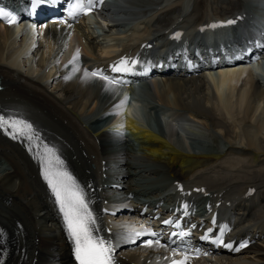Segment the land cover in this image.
<instances>
[{
    "label": "bare ground",
    "instance_id": "1",
    "mask_svg": "<svg viewBox=\"0 0 264 264\" xmlns=\"http://www.w3.org/2000/svg\"><path fill=\"white\" fill-rule=\"evenodd\" d=\"M108 10L115 30L124 19L142 20L145 30L132 29V36L118 38L117 47H112L98 45L100 37L96 40L88 27L47 23L35 29L0 26V110L31 120L81 181L92 188L90 199L98 227L111 232L105 238L113 250V264H166L155 246L140 245L139 240L129 245L138 228L123 219L125 213L114 218L105 214L124 208L127 198L150 201L163 196L166 201L178 185L221 194L236 212L245 210L242 198L248 190H253L254 196L259 194L260 207L248 218L252 227H262L258 243L233 259L218 257L199 263L264 264V87L249 79L257 65L247 72L216 69L150 80L143 91L147 125L156 122L157 130L132 123L133 105L119 107L116 112L115 120L125 123L128 134L137 141L135 149L106 136L107 123L103 121L108 109L115 108L114 92L108 93L104 83L85 78L83 72L89 62L99 64L114 58L121 48L128 47L126 43L133 41L138 47L142 41L155 42L169 26L194 28L212 18L248 15L249 9H244L241 0H120ZM154 18L158 21L151 26ZM77 49L79 61L74 64L71 61ZM76 67L80 71H73ZM161 111L177 117L165 124L164 130L157 119ZM179 125L186 128L185 135L189 133L188 147L175 144ZM191 127H196L197 134L190 132ZM109 129L123 131L115 123ZM198 134L213 138L215 145L199 142ZM252 227L245 232H254ZM0 228L11 237L8 263L72 264L59 217L38 180L35 164L1 138ZM120 230L124 233L118 234Z\"/></svg>",
    "mask_w": 264,
    "mask_h": 264
},
{
    "label": "snow or ice",
    "instance_id": "2",
    "mask_svg": "<svg viewBox=\"0 0 264 264\" xmlns=\"http://www.w3.org/2000/svg\"><path fill=\"white\" fill-rule=\"evenodd\" d=\"M46 0H32L33 7H38ZM55 2V0H53ZM96 0H73L71 8L69 10V16L87 15L95 7ZM102 2V0H101ZM0 19L3 22L12 25L17 23V18L14 14L4 12L0 10ZM64 21H61L63 23ZM234 21H228L229 24ZM216 27V25H212ZM180 34L177 33L175 38H179ZM79 50L77 49L75 56L71 63H78ZM136 61L129 62L126 59H121L117 64L112 66V71L117 73H127L132 70V65ZM73 71H80L78 67ZM84 77H94L105 82L106 90L115 92L116 87L120 84V81L114 77H109L103 73L102 70L89 71L83 70ZM70 78V77H68ZM127 97L124 98L125 103ZM11 129L9 135L14 139L22 138L29 142L30 150L31 142L36 139V133L32 128V125L19 119H13L12 117L0 116V130L7 131ZM41 163L43 165V178L47 182L54 198L55 203L59 206V210L63 215V219L66 225L67 232L70 239L74 243V254L78 261V264H113V250L110 244L102 237L98 235L99 229L96 228V219L90 211L88 202L85 199L83 190L76 183L74 178L62 167V161L58 157H55V153L52 149L45 146V152L40 154ZM182 190V189H181ZM165 223H171L166 221ZM211 231V230H210ZM142 233H137L141 235ZM148 235L155 236V233H147ZM223 232H221V237ZM202 239H208V236L202 237ZM216 243H222V239L218 238ZM147 247L153 245L158 247H166L161 245L159 240H148L145 242ZM231 248V244L225 245ZM246 246L241 244V247ZM238 250V249H236ZM175 254V251H174ZM189 257L185 255L181 261H173L172 264H187Z\"/></svg>",
    "mask_w": 264,
    "mask_h": 264
},
{
    "label": "rangeland",
    "instance_id": "3",
    "mask_svg": "<svg viewBox=\"0 0 264 264\" xmlns=\"http://www.w3.org/2000/svg\"><path fill=\"white\" fill-rule=\"evenodd\" d=\"M120 95V94H119ZM140 115V118H141V120H142V124H143V126H146V127H150V128H152V129H155V130H157V123L155 122V124H154V122L152 123V126L151 125H147L148 124V121H149V118L147 117L148 115V111H146V109H145V107L144 106H141V108H140V113H139ZM144 116H146V120L144 119ZM149 130H151V129H149ZM155 130H153V131H155ZM152 131V130H151ZM190 132H194V130H191ZM195 133V132H194ZM197 134V133H196ZM180 135H182V136H180ZM179 136L178 135H176V140H177V142L178 143H175V144H177V145H181L183 148L184 147H188V142H189V139H186V135L184 134V132L182 133V134H180ZM184 135V136H183ZM206 135H208V134H206ZM209 136V135H208ZM182 137V138H181ZM209 137H211V136H209ZM132 138H134L132 135H130V139L133 141V142H136V144H137V141H135V138H134V140L132 139ZM212 138V137H211ZM195 139V138H194ZM203 139V140H202ZM197 140H199V142L201 141V143H206V145L207 144H209V145H215V143H212V141H213V138H212V140L210 139V138H205L204 137V135L203 134H198L197 135ZM172 141L173 142H175V139H172ZM204 141H206V142H204ZM194 142V141H193ZM180 143H182V144H180ZM184 144V145H183ZM186 145V146H185ZM217 146H221V144H220V142H218L217 143ZM139 148V147H138ZM137 148V149H138ZM185 149H188V148H185Z\"/></svg>",
    "mask_w": 264,
    "mask_h": 264
}]
</instances>
